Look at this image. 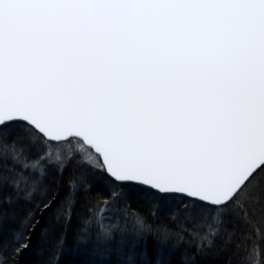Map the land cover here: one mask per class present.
I'll list each match as a JSON object with an SVG mask.
<instances>
[{
	"label": "snow or ice",
	"instance_id": "1",
	"mask_svg": "<svg viewBox=\"0 0 264 264\" xmlns=\"http://www.w3.org/2000/svg\"><path fill=\"white\" fill-rule=\"evenodd\" d=\"M41 220L49 264H264V0H0V264Z\"/></svg>",
	"mask_w": 264,
	"mask_h": 264
},
{
	"label": "trees",
	"instance_id": "2",
	"mask_svg": "<svg viewBox=\"0 0 264 264\" xmlns=\"http://www.w3.org/2000/svg\"><path fill=\"white\" fill-rule=\"evenodd\" d=\"M70 172L71 169L66 170L65 176L69 175ZM15 226L16 225H11V227ZM43 226L44 221L41 220V224L38 225L35 231L31 234L32 239L29 247L18 256H15L12 249L9 248L5 253L8 259V264H49L55 235L49 236L47 239H41L40 231ZM74 227L75 221L73 222V228ZM25 235H27V232ZM56 235H58V232ZM149 243L151 244V240H149ZM85 259L86 257L82 253L74 250L70 233L65 246V251L60 256V264H84ZM200 264H216V262H214L211 257H207L201 260Z\"/></svg>",
	"mask_w": 264,
	"mask_h": 264
}]
</instances>
